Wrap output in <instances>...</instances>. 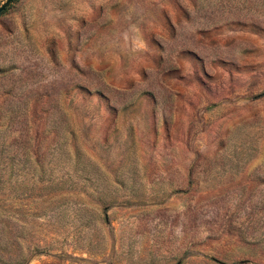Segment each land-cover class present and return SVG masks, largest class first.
Segmentation results:
<instances>
[{
  "label": "rangeland",
  "instance_id": "rangeland-1",
  "mask_svg": "<svg viewBox=\"0 0 264 264\" xmlns=\"http://www.w3.org/2000/svg\"><path fill=\"white\" fill-rule=\"evenodd\" d=\"M0 264H264V0H16Z\"/></svg>",
  "mask_w": 264,
  "mask_h": 264
},
{
  "label": "water",
  "instance_id": "water-1",
  "mask_svg": "<svg viewBox=\"0 0 264 264\" xmlns=\"http://www.w3.org/2000/svg\"><path fill=\"white\" fill-rule=\"evenodd\" d=\"M16 0H7L1 7H0V16L15 2Z\"/></svg>",
  "mask_w": 264,
  "mask_h": 264
}]
</instances>
